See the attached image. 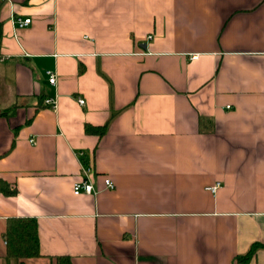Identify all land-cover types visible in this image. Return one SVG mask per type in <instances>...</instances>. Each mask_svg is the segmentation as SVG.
I'll list each match as a JSON object with an SVG mask.
<instances>
[{
    "label": "crops",
    "instance_id": "obj_1",
    "mask_svg": "<svg viewBox=\"0 0 264 264\" xmlns=\"http://www.w3.org/2000/svg\"><path fill=\"white\" fill-rule=\"evenodd\" d=\"M0 178V264H264V0H0Z\"/></svg>",
    "mask_w": 264,
    "mask_h": 264
},
{
    "label": "trees",
    "instance_id": "obj_2",
    "mask_svg": "<svg viewBox=\"0 0 264 264\" xmlns=\"http://www.w3.org/2000/svg\"><path fill=\"white\" fill-rule=\"evenodd\" d=\"M6 114V112H4ZM109 123L104 126H86V133L102 137L108 130ZM0 193L6 197L17 195L15 186L0 178ZM6 241V259L16 264H24L26 260L42 258L39 239V224L35 218L12 217L7 220L4 233ZM259 244H254L245 255L237 258L238 263H246L252 259ZM51 264H74L68 255L51 258Z\"/></svg>",
    "mask_w": 264,
    "mask_h": 264
},
{
    "label": "built area",
    "instance_id": "obj_3",
    "mask_svg": "<svg viewBox=\"0 0 264 264\" xmlns=\"http://www.w3.org/2000/svg\"><path fill=\"white\" fill-rule=\"evenodd\" d=\"M15 23L16 25L19 27V28H22V27H26L28 26L29 24H31V19L30 18H27V19H21V18H15ZM47 75L49 77V82L50 84L52 85H56L57 83V74L56 72L54 71H47ZM79 102L80 104H84L85 103V100L84 99H79ZM45 104L53 109L57 108V99L56 97H51V98H48L45 100ZM32 144H36V141L35 139H31L30 140ZM83 155V154H82ZM83 172H84V175L85 177H83L82 180L80 181H76L73 185V191H74V194L75 195H81L83 193L85 194H97V191L91 181V178H90V173H91V169L90 168H83ZM105 186L107 189H114L115 188V184L114 182L109 179V178H106L105 179ZM220 187V184H216L210 188H208L210 191L212 192H216V190Z\"/></svg>",
    "mask_w": 264,
    "mask_h": 264
}]
</instances>
